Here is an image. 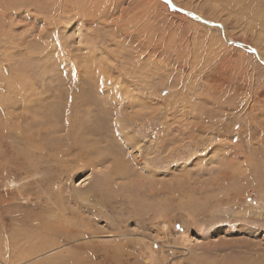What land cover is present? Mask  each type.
Segmentation results:
<instances>
[{"label":"rangeland","instance_id":"obj_1","mask_svg":"<svg viewBox=\"0 0 264 264\" xmlns=\"http://www.w3.org/2000/svg\"><path fill=\"white\" fill-rule=\"evenodd\" d=\"M0 264H264V0H0Z\"/></svg>","mask_w":264,"mask_h":264},{"label":"bare ground","instance_id":"obj_2","mask_svg":"<svg viewBox=\"0 0 264 264\" xmlns=\"http://www.w3.org/2000/svg\"><path fill=\"white\" fill-rule=\"evenodd\" d=\"M82 130V129H81ZM57 131V130H56ZM81 132V131H80ZM79 132V133H80ZM82 132L85 134V132L82 130ZM74 133H76V132H74ZM78 133V132H77ZM78 133V134H79ZM81 134V133H80ZM79 134V135H80ZM87 134V133H86ZM75 136H76V134H75ZM78 136V135H77ZM76 136V137H77ZM82 136H83V134H81V139H82ZM85 137V136H84ZM86 138V137H85ZM76 139V138H75ZM77 139H79L80 140V138H77ZM88 140V139H87ZM84 141H85V139H84ZM77 142H79V141H77ZM81 142V141H80ZM90 142V141H89ZM88 142V143H89ZM88 143H86V144H88ZM77 144V143H76ZM79 144V143H78ZM99 144V143H98ZM99 147H101V146H99ZM114 147V146H113ZM45 148V147H44ZM88 148H89V146H88ZM91 148V147H90ZM93 149V148H92ZM85 150H87L86 148H85ZM111 150V149H110ZM87 152V151H86ZM110 153V152H109ZM104 155V154H103ZM109 155H111V154H109ZM106 156H108V154H106ZM115 156H113L112 158L113 159H116V158H114ZM105 157H103V159H104ZM107 158V157H106ZM103 159H102V161H103ZM100 160V159H99ZM119 160V159H118ZM106 161H107V159H106ZM110 161V160H109ZM99 162V161H98ZM104 162V161H103ZM105 163V162H104ZM118 163V162H117ZM119 165H120V162L118 163ZM101 165V164H100ZM121 166V165H120ZM120 166H119V168H120ZM124 166V165H123ZM121 169H124V168H122L121 167ZM120 169V170H121ZM71 170V169H70ZM118 170V169H117ZM128 171V170H127ZM116 172V171H115ZM116 173H118V171L116 172ZM123 175V174H122ZM19 219V218H18ZM22 221V220H21ZM33 227H35V229H36V231L37 230H39V229H41L40 227H38V226H36V225H33ZM17 230V229H16ZM15 236V235H14ZM66 237V236H65ZM56 238H58V237H56ZM73 237H67V238H59V241L58 242H56V243H58L60 246L62 245V246H64V245H66V244H73V243H76L78 240H74L73 241V239H72ZM184 241H185V244H187V245H191L192 244V241H190L189 239H184ZM47 243V242H46ZM8 244V243H7ZM21 244V243H20ZM9 245V244H8ZM17 245V244H16ZM12 246V245H11ZM29 246V245H28ZM58 246V245H57ZM10 247V246H9ZM21 247V246H20ZM33 247V246H32ZM16 248V247H15ZM15 251V250H14ZM37 252V251H36ZM46 252V251H45ZM32 254V253H31ZM51 254V253H50ZM44 255V254H43ZM39 256V255H38ZM43 256H41V258H42Z\"/></svg>","mask_w":264,"mask_h":264}]
</instances>
